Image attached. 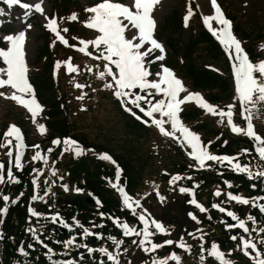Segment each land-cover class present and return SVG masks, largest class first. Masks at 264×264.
Instances as JSON below:
<instances>
[{
    "label": "snow or ice",
    "instance_id": "obj_1",
    "mask_svg": "<svg viewBox=\"0 0 264 264\" xmlns=\"http://www.w3.org/2000/svg\"><path fill=\"white\" fill-rule=\"evenodd\" d=\"M4 3L9 8L19 6L24 9L26 17L31 16L33 13L40 14L46 20L44 25L46 30L54 34L55 39L51 46L55 47L56 41L61 45L69 46V40L62 34L67 33L69 29L61 28L57 17L48 16L45 7L41 3L32 5L22 3V0H4ZM159 3L160 0H127V3L116 2V0H99L94 6L85 9V12L90 15L84 22L87 29L95 30L98 35L89 40L79 39L78 42L82 47H79L77 50L86 56H91L94 60L105 62L103 70L98 74V79L104 80L106 77L110 78V81L105 83L103 87L113 90V95L120 102L124 111L146 126H155L161 135L176 141L181 148L190 149L187 155L194 163L189 165V167L203 170L206 167H211L208 162H214L220 166H225L226 164L231 171L246 174L250 180L264 181V170L254 172L248 164L242 165L239 163L238 156L217 155L210 151L212 142L203 143L200 135L186 127L180 116L182 112L181 106L194 101L206 113L218 116L221 123L225 122L224 118L226 117V123L231 132L253 140L255 142V153L258 155L259 160L264 161V138L255 131L253 124V118L258 113L264 115V61L257 63L251 61L242 46V42L234 35L232 21L225 16L218 4V0H210L214 14L202 15V20L211 35L223 46V50L228 54L231 61L236 99L239 102L240 115L246 122V127L237 126L234 123L236 104H229L227 111L223 109L218 111L201 94L189 92L174 70L162 63L166 60V49L154 37L156 20L154 19L153 12ZM199 7L197 5V8ZM0 14H3V9H0ZM194 14L191 4H189L187 14L184 17L185 27L188 26L189 19ZM68 19L77 21L78 16L76 13H73ZM213 21L218 27H213ZM73 39L77 38L73 37ZM25 44L26 35L24 31H20L15 35H6L0 40V62H2V66H0V90L5 88L13 90L10 96L4 91H0V97L10 99L16 104L23 106L30 113L32 123L43 134L46 132V125L38 123L37 118L42 115L44 108L39 102L34 86L29 80V66L26 61ZM89 46L92 47L95 54L88 51ZM72 47H75V45H72ZM261 48L264 49V45H261ZM157 52L159 54H156ZM157 62L161 63L157 71L153 72L151 66ZM65 64L68 73L79 71L71 63V58ZM61 67V62H55V69L59 70ZM87 71H92V69L88 67ZM75 87L83 89L86 85L77 83ZM182 93L187 94L181 96ZM85 95L86 93L77 97V99L83 100ZM157 115L159 118H157ZM166 125H170V130L166 129ZM0 141H2L0 142V148L8 149L6 154L9 157L7 167L3 162H0V186L19 184L21 181L14 174L13 169L19 172H22L24 169L22 158L26 144L21 129L16 125L8 126L3 136L0 137ZM13 141L15 142L14 144ZM52 144L57 147L61 144L65 146L61 151V156L66 152L74 151L75 156L80 157L85 151L78 141L70 137L64 138L63 141L60 138H56L52 141ZM224 144L226 145L227 141H224ZM13 147L15 155L12 150ZM32 147L38 149L40 146L34 145ZM53 150L50 148L48 152L51 153ZM88 151L94 150L88 149ZM242 153L246 155L252 154L248 149H243ZM98 158L102 161H111L114 165L117 163L108 154H100ZM32 160H43L45 164L47 163V157L42 156L40 151H36ZM33 171L36 173V178L32 179L34 195L31 197V200L43 201L44 196L49 194L50 188L45 191L44 196H40L38 194V177L43 175V172L39 169H34ZM56 174V169L53 168L51 175L55 176ZM60 179L62 180L63 177H60ZM182 179L192 180V177L173 175L170 184L175 185ZM48 183L46 180L45 184ZM109 183L122 200V210L126 209L142 225V227L130 226L127 221H123L118 217L110 215L107 217L115 227L121 230L123 238H138L132 240L135 249L150 257V261L146 260L141 262V264H170V262H173V264H183V258L176 251H171L167 257L163 258L152 255L160 249L171 246H175L190 254L192 245L187 244L183 236L178 240L166 239L163 242H154L153 238L157 235H170V232L161 222H158L151 216V213L144 207L140 199H133L126 191V188L121 184L118 165L115 182L109 181ZM224 183L228 188L234 187V185L227 181ZM153 187L157 189L156 195L159 201L164 203L166 198L159 193L158 186L153 185ZM251 187L255 190L257 185L253 183ZM63 189L65 192L69 191L68 185H63ZM75 191L81 193L83 190L77 187ZM178 191L181 194H186L191 193L192 189L182 186L179 187ZM214 195L219 197L222 193L218 189ZM20 196H23V193H20ZM89 196L94 199L98 206L102 207V202L98 198H95L94 194L89 193ZM19 198L11 199L9 195L0 192V199L4 202V206L0 207V225L4 223V217L8 214L10 206L17 204ZM227 201H234L238 205L258 209L259 213L264 215V203H262L264 196L246 198L228 192ZM189 203L198 209L199 213H207L209 211L195 198L190 199ZM211 208L217 209L222 214H226L227 217L234 221V223H228L225 220H221L227 231L233 229L242 230V234H233L229 239L234 242L239 240L240 243L237 245V248L250 260L251 264H264V252L261 251V246H264V226L258 228L249 227V222L252 225L257 223V216L246 213L244 217H241L236 212L227 210L220 203H213ZM29 213L33 217L39 218L41 216L40 213L31 207L29 208ZM99 215L101 218H104L106 214L99 212ZM188 215L192 221L197 224L201 223L196 214L189 212ZM208 218L211 219L210 216ZM50 220L54 224L59 222L60 226L65 229H70V225L60 218L59 213L51 215ZM73 221L82 230V239L87 240L90 237L106 239L114 246V250H109L105 246L92 247L87 243H78L77 236H71L66 241L61 242L57 240L55 243H63L65 251L61 255L70 256L71 252L76 250L79 259H53L56 255L53 248L37 235L35 229L29 228L28 231L31 233L34 241L46 249L45 255L50 264H81L85 260V254H87V257H93L94 253H98L101 257L106 258L110 264H121V257L126 256L129 252L127 248L122 249L125 243L123 238L118 239L114 235H107L105 237L103 233L95 232L90 227L84 226L75 217ZM105 227L106 225L104 224H92V228L103 229ZM253 232L257 233V237H253ZM188 235L200 242V264H206L207 258H213L216 264H233L228 258L232 255L231 250L226 254L216 242H212L210 247L206 248L203 234L197 236L195 233L189 232ZM3 239L4 236L0 233V240ZM27 247L28 249H33L34 245L30 243ZM80 249L84 251H79ZM18 251L25 257L29 256V252L23 246H19ZM205 252L207 256H205ZM98 264H105V260L100 259ZM126 264H132V261H126Z\"/></svg>",
    "mask_w": 264,
    "mask_h": 264
},
{
    "label": "rangeland",
    "instance_id": "obj_2",
    "mask_svg": "<svg viewBox=\"0 0 264 264\" xmlns=\"http://www.w3.org/2000/svg\"><path fill=\"white\" fill-rule=\"evenodd\" d=\"M23 1L24 3H29L32 5H35L36 3H41L42 6L45 7L46 14L48 16L56 17L55 12H57L59 25L63 28H67L69 23L71 22L68 17L71 14L77 12L78 19L76 25L73 27L74 30L71 31L69 34L62 33L63 35H65V38L69 40V46H64L61 45L59 42H55V47H52L51 45L54 39L53 41L50 40L48 51L40 58H36L37 52L39 47L43 45L45 41L44 35H47L45 33L47 32V30L44 26L46 20L40 14L33 13L31 16L26 17L24 9L20 8L19 6H13L9 8L6 5L5 9L3 10V14H0V29L2 28L5 31V33L3 31L0 32V38L2 40V37L6 35H15L18 34L20 31L25 32L26 61L29 66V80L30 83L34 86L35 90L36 87L33 83V80H35L37 74L43 73L44 63H46L47 59V53L49 52V54H51L50 68L48 70H50V77L54 83L55 88L57 89V97L63 95V93L71 97L70 103H68L69 101L67 100L65 101L66 104H69L71 106V111L74 110V113L72 112V114L69 115V120L76 121L75 134L77 135V137L81 138L82 136H80V134L82 132L84 136L89 139L90 145H84L75 137L69 136L70 138L79 142V145L85 150L84 154H82L80 157H76L74 151H69L66 152L63 156H61V151L65 146L63 144H61L59 147L54 146L52 144V141L56 138H60V140L63 141V139L66 137L61 138L59 136H52L49 137L48 140H44V137L49 132L47 126L46 132L41 134L37 126L32 123L30 113H28L23 106V109L29 115V128L31 129V131H33V133H31L30 135L32 138V142L30 144L27 143L26 132H24L23 128L21 127V123H17L19 122L18 117H15V115H10L9 118L7 116L4 117L8 121L6 122L7 124L3 129L4 132L10 125L18 126L22 131L26 144L24 156L22 158V163H24L23 171L19 172L18 170L13 169L14 174L17 176V178L20 179L21 183L6 184L0 186V192H2V194L9 195L11 199H15L14 192H12L11 188L13 187L15 189L17 186H19L18 189H21L18 190V196H20V193H23V196L26 197V202H28L26 212L28 218H31V226H25L23 228V232L28 235L27 240L25 242L23 241V239H20L16 244V249L17 253H19V246H23L25 248V244H27L28 246V244L30 243L34 245V248L29 249V260H23L22 264H37L40 261V257H42L43 260L48 261L45 255L46 249L43 248L41 245L37 244L35 241H33V237L28 231L29 228L35 229L37 231V235H39L42 240L51 241L52 245L50 246L53 248L56 255L65 251L63 248V243H55V241L57 240L63 242L69 239L71 236H77L78 243L88 244L87 240L81 238L82 230L75 225L73 218L70 220L66 219V216L63 211L61 212L60 209L58 210L59 205L55 204L56 200L58 197L62 196L72 197L73 195H80L82 196L87 205L92 206L95 209H99V206L95 203L94 199L89 196L90 192L79 187L84 177L81 176L79 182H77V180H71L72 177L70 171L73 170L74 167H77L80 169V171L77 170L80 174L83 173V175L88 176V173H91L92 170L97 171V169H100L99 173H101V178L105 179L106 185H108L107 188L111 191L112 194L114 193L119 195L109 183V181L115 182L117 165L120 169L121 184L126 188V191L133 197V199H140L144 207H146L151 213V216L155 218L158 222H161L170 232V235H160L161 242L166 239L178 240L181 236H183L185 242L189 245H192V250L190 254L185 253L182 249H178L175 246H171L158 250L159 257H167L171 251H176L177 254H179L183 258V264H200V242L194 240L188 235V233L191 232L195 233L197 236L201 234L204 235L206 248H209L212 242H216L219 245L220 249L226 254L231 250L232 255L228 258L233 262V264H251L250 260L246 258L241 251L235 252L229 247L222 248L223 244L219 242L218 239L221 238V231L225 229V225L221 224V227L219 223L221 222V219L223 220L225 214H218L217 212L219 211L217 209H212L206 204L209 200V202L212 201L214 203H220L221 206L236 211V202L227 201V193L232 192L231 188H228L225 184L223 187L213 189L212 191L207 193L198 189L192 190L191 193H179V187H186V185L179 183L172 185L170 184V178L173 175L187 177L189 174L187 172L192 171L189 168V165H191L194 161L187 155V152L190 151V149L181 148L176 141L165 137L167 139L172 140L173 144H176L180 147L179 151L181 153L182 158H180L178 154L175 153L173 150H170V152H174L176 160H183L189 169L188 171H186L178 169V167L173 170L172 163H170L171 158H168V156L172 153L169 152L163 155L162 158H160L159 156H154L155 154L153 153V151H156L157 149L156 145L153 146L151 142H154L155 139L153 138L155 136L161 135L158 129L155 126H146L144 123L137 121L132 115L124 111L120 102L116 98L115 99L120 111L125 115L119 112L115 108V104L111 103L110 100L105 101L101 97L103 94V91L101 90L106 89L103 87L105 82L97 78L101 70L94 69L93 62L88 59L91 58V56H86L84 53H81L77 50L79 47H82V45H80L78 42L79 39L89 40L95 38V36L98 35L95 30L87 29L84 24V22L90 15L89 13L85 12V9L94 6L96 3H98V0H78L82 6L80 5L79 7H77V10H73L76 12L69 11L65 14L63 12L59 13L55 9V0ZM116 2L127 3V0H117ZM189 4H191V7L195 14L189 19L188 26L185 27L184 17L187 14V7L189 6ZM218 4L220 5L222 11L226 14L227 17L231 18V16H229L228 14V9H232L233 11L230 14L235 15L236 21H241L245 24H247L248 21L251 22L253 21V19H257L258 16L264 18V0H218ZM197 5H199L200 7L197 8ZM174 10L178 11L177 18H179L182 27L180 31L181 33L178 37L175 33L173 25H166L164 21L166 16L170 15V13H172ZM212 14H214V9H212L211 7L210 0H160V3L155 7L153 12L154 19L156 20V29L154 37L159 42H161L166 49V60L162 63H164L170 69L174 70L175 74L178 76V78L182 80L189 92L201 94L208 102L215 106L218 111L221 109L227 111V106L229 104H236L237 107L234 109V123H236L237 126L246 127V122L242 119L240 115L241 110L239 108V102L236 99L234 75L232 76L230 69L231 61L228 57V54H226L223 50V46L219 43V41L212 36L213 41L218 45L219 49L221 50L226 64L229 65V71L224 69V63L212 62L206 59L205 54L202 53L201 50L194 55L191 62L195 65L198 63L200 66L210 68L211 70L219 72L220 74L228 77L229 75H231L230 82L232 91L228 97H225L223 95L220 101H213L209 99V90L201 88L195 89L192 87L189 80L184 77L186 76L185 73H183L181 68L179 70V65L183 66L185 63V59H183L180 54H173L171 48L167 43V40L169 38L175 37L177 38V41L175 39L174 40L178 45H180L185 42L190 31L192 33H197L199 30L208 31L203 23L202 15ZM60 19L62 20L63 24L60 23ZM212 24L214 28L218 27V25H216L214 21L212 22ZM232 25L234 35L242 42V46L246 50L245 46L247 44L245 40L241 39L235 33L234 22L232 23ZM70 26L71 25H69V27ZM73 37L77 39H73ZM255 43H257L259 49H262L261 45H264V41H256ZM72 45H75V47H72ZM88 51L94 53V50L91 46H89ZM261 53L262 57L258 59H253L249 55L251 61L253 63L264 61V49H262ZM156 54L159 53L157 52ZM69 58H71V63L73 64V66L79 69L78 72H67L65 62L68 61ZM57 61L61 62L62 64V67L59 70L55 69V62ZM160 63L161 62L153 64L151 66V70L153 72L157 71ZM0 66H2V62L0 63ZM88 67H90L92 71H87ZM108 80L110 81V78ZM77 83L84 84L86 85V87L83 89H78L75 87ZM7 89L12 90L10 88ZM211 91L214 92L215 90L213 89ZM84 93H86V95L83 100L77 99V97L81 96ZM186 94L187 93H182L181 96ZM95 101L96 103H94ZM181 107L182 112L180 113V116L182 122L190 130L198 133L202 139V142L205 144L211 141L212 144L216 143L222 146L224 145V141L228 142L232 139H238L237 137L239 136L242 138L245 137L243 135H237L231 132L230 128L227 126L226 117L224 118L225 122L221 123L220 118L218 116H213L209 113H206V111L201 109L194 101L188 102L185 105H182ZM43 108L44 112L40 117L37 118V122L46 125V109L44 106ZM10 111L18 113L17 111L20 110L18 108L16 109L15 107H13V105L8 102L0 101L1 116L5 113H9ZM80 112L85 113H81L82 115L79 116ZM127 116L147 129V134H142L140 140L137 139V133L131 132L128 128L124 126L126 119H129L127 118ZM157 118H159L158 115ZM257 122H259L261 125L260 130ZM253 124L255 131L260 134L262 138H264V115L258 113L253 118ZM165 127L167 130H170V125H166ZM213 127L218 130L217 134L212 135V133H209L208 128L213 129ZM14 143L15 142L13 141V144ZM34 145H39L40 147L37 149L32 147ZM102 145L103 148H101ZM132 147H139V149L142 148V151L143 149H150V152L153 154V159L148 158L147 163H144L143 157H140L137 160L135 158L132 159V162L135 167L132 171L129 170L128 173H126L125 175L123 163L125 162V160L132 158H129V156H131L130 151ZM50 148L54 149L51 153L48 152V149ZM2 149L4 150V152L0 153V162H3L7 167L9 157L6 153L8 149ZM88 149H92L94 151H88ZM12 150L15 155L14 147ZM36 151H40L42 156L47 157L46 164L43 160H32V157L35 155ZM122 153L125 159L122 157ZM100 154L110 155L117 163L114 165L111 161L100 160L98 158ZM255 157V161H249L247 156H243V160H239L238 162L242 165L248 164L254 172L264 170V161L259 160V157L256 153ZM184 158H186L187 160H185ZM84 161L90 167V169H88L89 172L80 168V166L85 163ZM209 163L211 162H208V164ZM53 168L56 169L57 174L55 176L51 175V171ZM34 169H39L43 172V175H40L38 177V194L40 196H44L45 191L50 188L49 194L47 196H44L43 201L31 200V197L34 195V186L32 184V179L36 178V173H34L33 171ZM243 175L246 177L250 185L253 180L248 179L246 174ZM60 177H63V179L61 180ZM46 180L49 182L48 184H45ZM128 183L130 184V187L127 189L126 184ZM63 185H68L69 191L65 192L63 189ZM153 185H157L159 193L166 198L164 203H161L159 201V198L156 195L157 189H155ZM77 187L82 189L83 191L81 193H77L75 191ZM218 189L221 191L222 195L216 197L214 193ZM209 194H211V198L208 197ZM94 197L98 198L101 201L98 195L94 194ZM192 198H195L209 211L207 213H199V210L189 203V200ZM30 207L40 213L41 216L39 218L31 216L29 213ZM243 210L246 211L247 206H244ZM96 211L98 212V210ZM189 212L196 214L201 223L197 224L196 222L192 221L188 215ZM56 213H59L60 218L63 219L65 223H68L70 225L71 230H69V232L67 230L68 233L63 234L65 235L63 237V240H59L55 234L56 226H60L59 222L54 224L50 220V216ZM211 215L213 216L211 224L203 222L204 220L209 219L208 217H211ZM99 219L102 220L103 218H101L99 215ZM219 219L220 222L218 223ZM90 228L95 232L99 231V228H92V226H90ZM91 238L92 237H90L89 240ZM128 249L129 252L126 256H124L125 258L121 257V264H126V261L128 260H131L132 264L144 260L146 255L140 250L135 249V246L133 244H131ZM30 250L36 251L38 254L41 255L34 256L32 259H30ZM79 251L84 250L80 249ZM204 254L205 256H207L206 252ZM55 256L53 258H55ZM71 257H73V259L78 260V252L76 250H73L70 256H64L63 258L68 259ZM63 258L61 257V255L58 257V259ZM100 258L105 260V264H110V262H108L104 257L100 256ZM81 264H97V262L94 263L92 257H87V260L85 262H81ZM170 264H173V262H170ZM206 264H216V261L213 258H207Z\"/></svg>",
    "mask_w": 264,
    "mask_h": 264
},
{
    "label": "trees",
    "instance_id": "obj_3",
    "mask_svg": "<svg viewBox=\"0 0 264 264\" xmlns=\"http://www.w3.org/2000/svg\"><path fill=\"white\" fill-rule=\"evenodd\" d=\"M80 6V3L78 0H55V9L59 13H68L72 9L77 10V7ZM232 9H228V14L231 16L232 20L235 23V32L236 34L246 42V52L248 55H250L251 58L253 59H258L262 57V49H259L257 46L256 41H264V18L258 16L257 19H253V21L249 22L247 24L241 22V21H236L235 15H231L230 13L232 12ZM178 11L174 10L170 15L166 16L165 18V24L166 25H173L175 33L177 37L181 33V22L179 21V18H177ZM236 21V22H235ZM178 22V23H176ZM77 21H75V24H72L70 26V32L74 30V26L76 25ZM47 35H44L45 41L43 45H41L38 49L37 56L36 58H40L46 52L48 51L49 47V41L50 38ZM177 38L171 37L167 40V43L169 47L171 48V51L173 54H180L183 59H185L184 65H179V70L183 71L186 76H184L187 80H189L190 84L192 85L193 88L198 89H207L209 90V99L213 101H220L221 97L224 95L225 97L229 96L232 89H231V75L225 76L220 74L219 72H215L211 70L210 68L200 66L198 63L195 65L192 63V59L194 55L201 50L202 53L205 54L206 59L212 62H222L224 63V69L229 71V65L226 64L225 59L223 58V54L221 50L219 49L218 45L213 41V38L210 36V34L207 31L204 30H199L197 33H192L190 31L189 35L187 36L185 42L183 44L178 45L176 43ZM95 54V53H94ZM171 56V55H170ZM93 62L94 69L97 70H103V61L101 60H94L92 58H88ZM224 59V60H223ZM50 62H51V54L49 52L47 53V59L46 63H44V71L43 73L37 74L35 80H33V83L35 84L36 87V94L43 106L45 107V114H46V126L49 130L48 134L44 137V140H48L49 137L52 136H59L61 138L63 137H75L79 141L82 142V144L89 146V139L84 136V134L81 132L82 136L81 138H78L77 135L75 134V127H76V121L75 120H69V115L74 113V110L71 111V106L69 104H66L65 101H69L70 103V98L68 95H60L57 97L56 93V88L54 86V83L50 77ZM1 63V62H0ZM98 78V77H97ZM109 78L106 77L103 82L107 83L109 82ZM215 90L212 92L211 90ZM7 95H11L13 92L12 90L9 89H3ZM103 91L102 98L105 101H111V103L115 104V108L119 111V107L117 105L116 99L112 94L111 89H102ZM0 101L8 102L13 107L16 109L18 108L20 111H17L18 113H14L10 111L9 113H5L1 116V123H0V137L3 136L4 132V127L6 126V122H8L4 117L7 116L8 118L10 115H15V117H18L19 122L21 123V127L23 128L24 132H26V138H27V143H31V129L29 128V115L28 113L23 109L22 106L16 104L14 101L10 99H6L3 97H0ZM97 101V100H96ZM96 101L94 103H96ZM82 106V105H81ZM12 107V106H11ZM77 111V110H76ZM81 113L85 112H80L79 116L82 115ZM122 113V112H121ZM123 114V113H122ZM75 115V114H74ZM73 115V116H74ZM125 115V114H123ZM7 118V119H8ZM127 118H129L127 116ZM10 121V120H9ZM16 123V122H15ZM259 125V130H260V123L257 122ZM126 128H128L131 132L137 133V139H141L142 134L145 133L147 134V129L137 123L136 121L132 119H126L125 125ZM150 129V128H148ZM209 133L217 134L218 130L213 127V129L208 128ZM75 134V135H74ZM162 138V139H161ZM238 139H232L227 142L225 145H219L216 143H213L211 145V151L214 153L222 154L226 153L229 155H236L239 157V160H243V156H247L249 161L251 160H256L255 157V149H254V141L250 140L247 137H237ZM153 139L154 142H151V144L154 146L156 145V151H153L155 154L154 156H159L162 158L163 155L167 154L170 152V150H173L175 153L178 154L180 158H182L181 153L179 151L180 147L176 144H173L172 140L165 138L163 135H157ZM158 139V140H157ZM1 142V141H0ZM103 148V145L102 147ZM243 149H248L252 154L251 155H246L242 153ZM132 151V152H131ZM130 151V157L131 159L125 160L123 163L124 167V173H128V171H132L135 167L133 164L132 159H138L140 157H143L144 163L148 162L149 159H153V154L150 152V149H139V147L135 148L132 147ZM4 152L2 148H0V153ZM174 152H170L168 158L170 159V163H172V169H182L188 171V167L186 163L183 160H176ZM122 153V157H123ZM124 158V157H123ZM125 159V158H124ZM187 160L186 158H184ZM247 159V160H248ZM85 162V161H84ZM194 162H192L193 164ZM246 163V162H244ZM211 167H206L205 169L201 170L198 168H191L189 167L192 171L187 172L189 173L188 176L192 177V180L184 179L180 180L177 183L179 184H184L186 187L192 189V190H202L204 192H210L213 189L216 188H221L225 185V181L228 183L234 185L233 188H231V191L234 194L244 196L246 198L252 197V196H264V181L261 180H253L252 183H250L246 179V177L243 174L235 173L230 170V168L225 164V166H220L214 162L209 163ZM80 168L87 170L90 169L88 164L85 162L83 163ZM77 170L80 171L79 168L74 167L73 170L70 171L71 174V180H77L79 182V179L81 176L84 177L82 182L80 183L79 187L90 192L94 193L99 196L102 202V207L99 206V209H95L92 206H89L85 203L84 199L80 195H73L72 197H58L56 200V205L58 204V210L65 214L66 219L70 220L72 218H76L77 220L80 221L81 224L86 225L87 227L92 226L93 223L95 224H104L106 225L105 228L103 229H98L100 233H103L105 237L107 235H114L118 239L123 238L121 230L118 229L113 225V223L107 218L109 215L113 217H118L123 221H127L130 226H136V227H142V225L139 224V222L131 216V214L125 209L122 210V200L117 194H112L111 191L107 188L108 185H106L105 179L101 178V173H99L100 169H97V171H91V173H88L87 175H83V173H79ZM19 175V174H18ZM171 179V178H170ZM169 179V180H170ZM187 180V181H185ZM188 183V184H186ZM255 183L257 185L256 189L254 190L251 185ZM197 185H199L197 187ZM127 189L130 187V184H126ZM19 186H17L15 189L12 187L11 190L14 192L15 199L17 197L19 198V201L15 205H11L8 214L6 217H4V223L0 225V230L1 233L4 236V239L0 241V264H22L23 260L27 261L29 260V257H25L21 255L20 253H17L16 249V244L20 239H23V241L26 242L27 236L23 232V228L25 226H31V218H28L27 212H26V207L28 202H26V197L25 196H18V189ZM17 196V197H16ZM209 198H211V194L208 195ZM207 201V206L211 208V205L214 202H209ZM10 203V202H9ZM264 203V201H262ZM4 206V202L2 199H0V207ZM237 211L239 216L244 217L247 212H244L243 209L239 208V206L236 204ZM229 209V208H228ZM248 213L254 214L257 216V223L255 225H252L249 222V227L250 228H258L261 226H264V215L260 214L258 209H253L248 206ZM98 210V212L96 211ZM139 211V209H138ZM99 212H104L106 215L105 217L100 220L99 219ZM220 214V212H217ZM213 220V216L211 215V219H206L203 222L211 224ZM222 220V219H221ZM30 222V223H29ZM220 222V219L218 220V223ZM220 226L223 223H219ZM224 225V224H223ZM59 227V226H58ZM56 226L55 228V234L59 240H63V235L62 232H60V229ZM222 227V226H221ZM225 228V226H224ZM68 232L70 229H67ZM210 230V229H209ZM67 232V233H68ZM210 233V232H209ZM207 234V233H205ZM221 238L218 239L219 242H221L222 248H231L235 252L240 251L237 248V245L240 243L239 240L237 241H232L229 239V237L233 234H242V230H237L233 229L231 231H227L226 229H223L221 231ZM253 237H257V233L253 232L252 233ZM247 238V237H246ZM125 240L124 245L122 246L123 248H127L131 246L132 240L137 239L136 237H131V238H123ZM154 242H161V237L160 235H157L156 237L153 238ZM34 241V239H33ZM88 244L91 245L92 247H101L102 245H105L106 247L109 248V250H114V246L111 244L110 241H107L106 239H94V240H89L87 239ZM45 243L52 245L51 241L46 240ZM51 247V246H50ZM25 249L29 252V249L27 247V244H25ZM121 249V250H122ZM261 251L264 252V246H261ZM63 253V252H62ZM62 253H59L60 255ZM56 255L55 258L53 259H58L60 255ZM41 254H38L36 251H31L30 250V259H32L34 256H40ZM152 255L158 256L157 253H153ZM63 258L64 256L61 255ZM125 258L124 256H122ZM73 259V257H71ZM93 262H99L100 255L98 253L93 254ZM64 259V258H63ZM106 259V258H105ZM87 260V255H85V260L82 262H85ZM91 260V259H90ZM150 261L149 256H145L143 261ZM140 261L135 264H141ZM37 264H50L49 261L43 260L42 257H40V261Z\"/></svg>",
    "mask_w": 264,
    "mask_h": 264
}]
</instances>
